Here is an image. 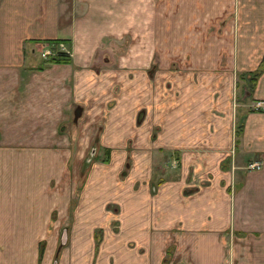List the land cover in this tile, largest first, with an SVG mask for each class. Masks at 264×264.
I'll list each match as a JSON object with an SVG mask.
<instances>
[{"label": "crops", "instance_id": "obj_1", "mask_svg": "<svg viewBox=\"0 0 264 264\" xmlns=\"http://www.w3.org/2000/svg\"><path fill=\"white\" fill-rule=\"evenodd\" d=\"M226 1L0 0V177H22L0 184V264H264V105L248 107L239 134L232 84L227 97L225 89L209 96L216 81H233L262 60V52L232 64L220 57L217 68L216 21ZM54 39L66 44L69 61L40 55L45 42L60 48ZM173 51L191 65L171 75L189 83L187 105L136 107L150 91V65L162 67ZM193 80L203 81L202 91ZM259 80L255 101L264 100V71ZM203 97L208 103L199 104ZM85 128H105L109 151L127 144L128 177L113 191L119 226L103 238L90 227L97 217L57 216L58 207L71 211L70 189L59 197L56 184L32 182L42 157L40 176H60L63 159L71 178V161L87 157L76 138ZM139 143L144 150L131 146ZM142 156L150 169L136 165ZM156 159L177 166L152 169ZM251 161L261 168H248ZM63 220L67 227H57Z\"/></svg>", "mask_w": 264, "mask_h": 264}, {"label": "rangeland", "instance_id": "obj_2", "mask_svg": "<svg viewBox=\"0 0 264 264\" xmlns=\"http://www.w3.org/2000/svg\"><path fill=\"white\" fill-rule=\"evenodd\" d=\"M226 4L227 5L224 7L227 8V13L222 16H217L216 21L217 25L220 24L218 26L220 27V29L216 33L217 40H221L222 44L221 46H217L218 48H221V50L219 54L217 53L216 55H214V57H218L216 65L218 69L222 70L224 69V65L220 62L218 63L220 57H227L228 61L231 62V64L232 60L236 59L239 55L246 58H253L263 53L262 58L264 57V0H227ZM225 24H227V32L225 30L223 31ZM224 35H226V37H224ZM224 40L227 41V44H225L226 41ZM51 43V41L45 42V45L41 44L40 46H38L40 55L42 54L45 59H49L50 57L43 55V50H45L49 44L51 45ZM245 44H247L248 50L242 53L239 52L240 46ZM224 48H227V55L224 54V51L223 54L221 52L222 50H224ZM200 51H203V49H200ZM217 51L219 50L217 49ZM183 56H185L184 53L182 54L179 51H173L172 54H169L166 63L162 64V67L164 69L160 64L150 65L152 66V74H150L149 80L151 84V88L149 91L150 94L148 93L147 95L146 93V95L140 94L139 96H137L136 107H181L183 105H187L183 102V100L181 101V96L183 93H185V88L189 83H186L185 81H182L180 79H171V75L174 72H185L191 70V65L188 63L187 59H184ZM202 82L203 81L199 80L191 81L190 84L193 85V90L195 92H200L203 90ZM259 82L260 80L258 79V83ZM254 83L255 80H252L248 76L241 73L239 75V78L237 77L233 81H216V86L213 88H209V96L210 98L212 97V92L214 90L221 91L225 89L223 93L224 97H227L226 90L228 87H231L232 84L233 111L235 112V117L239 118L237 120L239 123L241 121L242 115L245 113L248 107L257 106L258 100L255 101L254 99H252L254 94ZM138 88L140 90L143 89L142 86H138ZM215 94L218 93L216 92ZM203 99L204 101L202 103L199 102V104L208 103L207 99H205L204 97ZM179 101L181 103H179ZM261 101L263 103V106L264 100ZM7 130H9V128ZM89 130H91V133L89 132ZM64 131L65 129H59V132H57V135H61L59 137L60 139H62ZM105 132V128H85L83 129V133H81L80 135L77 134L78 136L75 135L76 138L78 137L77 139H82L84 143L82 149L78 144L77 150L82 152L86 151L87 157L83 159V161L80 159L71 161V165L73 168H71V178L67 177L68 171L67 169H65V164H67V161H64L63 159L56 161L58 163V171L60 172V176H55L54 174L40 176L38 172L39 165L42 168L41 170H44V165L47 163V160L44 157L38 160V164L37 161H33L35 169L33 170L34 175L32 177V182L36 180L38 183L40 182L51 184L54 187L56 184V186L59 187L56 188V194L59 193V197H63L64 193L62 191L64 189H70L72 199V212H68V210H66L64 207H58L56 208V210L58 211L56 213L57 216L60 215L61 217H67V219H69L74 218L78 215L80 216L82 212V216L97 217V224L95 223L90 227H100L101 229H99L98 234L100 235L102 231V238L106 233L109 234L114 232L115 230L117 231L118 229L119 223L116 219L119 218L120 214L117 211L118 208L117 203L115 202V195L113 191L116 190L118 184L124 183V181L128 177L127 173L130 166H127L126 160L125 158H123L124 154L121 148L123 146H127V144L117 145L114 152L111 151L112 148H109L110 151L107 150L108 147H106L105 144L101 143V137L103 136V134H105ZM94 136H98V138L96 141L92 142L91 139ZM10 138L11 136L8 137V139ZM85 138L87 139L85 140ZM72 145H75V143H73ZM60 146H62V144H60ZM131 146H138L141 148V150H144L143 143ZM62 151L64 152V150ZM108 154H111L113 156L112 160H105ZM150 161L151 159H149V157L142 156L139 159H136L135 163L136 165H140L142 169H150ZM162 163L164 164V167L167 168H176L177 166L174 160L171 161L169 159L165 161L156 159V161H154L152 164V169H154L155 167L156 169L162 167ZM24 170L25 172L23 177L25 179V175L30 174V172L32 171H27L26 168H24ZM13 171L15 172L16 168H13ZM30 176L31 174L28 177L29 180ZM159 177L160 176L158 174H155L154 179L158 180ZM29 182H31V180ZM21 183V174L12 175L8 178H6L5 176L0 177V184ZM25 183H28V181ZM52 188L53 187H51V189ZM59 199L60 200L57 199V204L63 203V198ZM26 204L27 203L24 201V205ZM100 205H102V208H100ZM95 209H98V212H95ZM98 218L101 219L100 223H98ZM65 222L64 220L62 222L57 221V227L66 226L67 224H65ZM167 258H169V256H167Z\"/></svg>", "mask_w": 264, "mask_h": 264}, {"label": "trees", "instance_id": "obj_3", "mask_svg": "<svg viewBox=\"0 0 264 264\" xmlns=\"http://www.w3.org/2000/svg\"><path fill=\"white\" fill-rule=\"evenodd\" d=\"M60 41L61 40H59V39H54L53 40V42H60ZM69 55L70 54H67L65 52L60 51L59 55L52 56L48 60L51 61V62H56V61H69ZM263 71H264V57L260 61V64L257 67V69H255L253 71H250V72L244 74V75L248 76L249 78H251L252 80H255V83L253 84V89L254 90L257 87L258 79L262 75ZM244 117H245V114L242 115L241 121L237 125V133H239V134H240V132L242 130L243 118Z\"/></svg>", "mask_w": 264, "mask_h": 264}, {"label": "built area", "instance_id": "obj_4", "mask_svg": "<svg viewBox=\"0 0 264 264\" xmlns=\"http://www.w3.org/2000/svg\"><path fill=\"white\" fill-rule=\"evenodd\" d=\"M58 45L60 46V48L57 45L55 46L48 45V47L45 50H43V55L52 57L55 55H59L60 51L70 54V50L67 48L66 44L63 41H60ZM262 104H263L262 101L258 100L256 107L261 108ZM261 166H262V163L259 161H251L247 165L248 168H257V169L261 168Z\"/></svg>", "mask_w": 264, "mask_h": 264}]
</instances>
